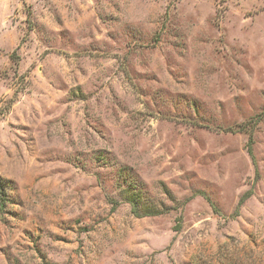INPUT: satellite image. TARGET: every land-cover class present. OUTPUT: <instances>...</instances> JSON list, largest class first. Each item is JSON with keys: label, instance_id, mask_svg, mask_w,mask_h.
<instances>
[{"label": "rangeland", "instance_id": "obj_1", "mask_svg": "<svg viewBox=\"0 0 264 264\" xmlns=\"http://www.w3.org/2000/svg\"><path fill=\"white\" fill-rule=\"evenodd\" d=\"M0 264H264V0H0Z\"/></svg>", "mask_w": 264, "mask_h": 264}, {"label": "trees", "instance_id": "obj_2", "mask_svg": "<svg viewBox=\"0 0 264 264\" xmlns=\"http://www.w3.org/2000/svg\"><path fill=\"white\" fill-rule=\"evenodd\" d=\"M5 190V184L0 180V192Z\"/></svg>", "mask_w": 264, "mask_h": 264}]
</instances>
